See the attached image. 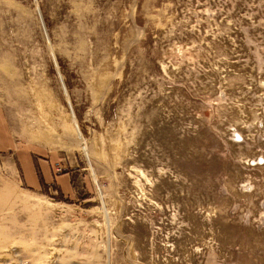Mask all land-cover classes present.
Here are the masks:
<instances>
[{"label": "rangeland", "instance_id": "374dc122", "mask_svg": "<svg viewBox=\"0 0 264 264\" xmlns=\"http://www.w3.org/2000/svg\"><path fill=\"white\" fill-rule=\"evenodd\" d=\"M0 131V264H264V0H0Z\"/></svg>", "mask_w": 264, "mask_h": 264}, {"label": "crops", "instance_id": "0c3cea01", "mask_svg": "<svg viewBox=\"0 0 264 264\" xmlns=\"http://www.w3.org/2000/svg\"><path fill=\"white\" fill-rule=\"evenodd\" d=\"M3 132L0 131V135ZM11 148V140L0 138V152L5 148ZM17 163L22 172L24 182L33 189H41L43 186L56 185L60 187L61 192L66 195H72V177L70 172H63L58 166L57 159L52 155L40 154L34 156L31 151H25L20 154L15 153Z\"/></svg>", "mask_w": 264, "mask_h": 264}]
</instances>
